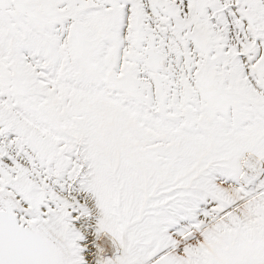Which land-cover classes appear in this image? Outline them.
Listing matches in <instances>:
<instances>
[{
    "label": "snow or ice",
    "instance_id": "6c2138e0",
    "mask_svg": "<svg viewBox=\"0 0 264 264\" xmlns=\"http://www.w3.org/2000/svg\"><path fill=\"white\" fill-rule=\"evenodd\" d=\"M0 264H264V0H0Z\"/></svg>",
    "mask_w": 264,
    "mask_h": 264
}]
</instances>
